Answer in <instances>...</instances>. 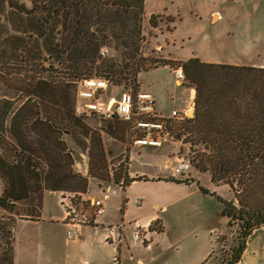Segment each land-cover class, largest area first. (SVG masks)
Instances as JSON below:
<instances>
[{
  "label": "trees",
  "instance_id": "16d2710c",
  "mask_svg": "<svg viewBox=\"0 0 264 264\" xmlns=\"http://www.w3.org/2000/svg\"><path fill=\"white\" fill-rule=\"evenodd\" d=\"M30 1L31 9L12 4V0H5L4 4L20 14L35 17L40 36L47 35V52L60 66L63 81L56 87L54 81L37 83L36 91L41 99L37 111L31 109L27 113L24 123L17 127L19 131L13 129L17 115L12 119L9 133L20 148L19 160L12 164L0 151V177L6 185L0 197V209L6 213L0 214V264H14V229L18 220L38 221L40 217L43 197L39 200L40 211L35 215L15 211V204L27 200L35 192L33 186L40 185L41 192L44 188L49 192L73 193L78 206H89L88 179L68 170L73 163L61 139L67 133L80 146L79 136L87 138L89 134L83 119L75 115L72 101H68L70 84L67 79L77 82L97 77L109 80L114 86L112 75H109L114 72L113 65L100 57L102 46L97 33L113 28L115 22L123 25L125 14H128L115 13L113 19L107 20L104 13L113 5V0ZM125 4L134 9L130 20L139 26L127 36L128 43L134 44L140 35L145 0H129ZM96 25L98 29L92 31ZM150 25L156 27L152 18ZM126 28L123 25L124 31ZM182 67L186 80L195 90V113L193 119L178 127L177 135L188 137L189 142L203 147L198 162L194 161L196 170L208 173L213 184L227 186L233 195L232 201H226L198 184L203 194L215 197L222 204L226 227L238 228L237 245L220 262L236 264L251 233L264 229V69L208 64L198 58L189 59ZM139 72L136 70L135 74ZM129 89L139 87L136 83L125 90ZM8 114L0 116V150L6 142L4 132ZM28 130L38 138L37 143L26 139L24 135ZM50 144L56 151L49 147ZM100 145L98 142L92 146L89 176L104 180L107 167ZM4 148L10 154L9 149ZM142 180L146 179H130L126 171L123 178L118 177L113 183L119 185L123 181L125 189L130 183ZM169 180L189 182L188 179ZM124 205L125 201L121 213H124ZM150 229L154 230L155 226Z\"/></svg>",
  "mask_w": 264,
  "mask_h": 264
},
{
  "label": "rangeland",
  "instance_id": "374dc122",
  "mask_svg": "<svg viewBox=\"0 0 264 264\" xmlns=\"http://www.w3.org/2000/svg\"><path fill=\"white\" fill-rule=\"evenodd\" d=\"M4 1L0 0V116H5L8 112L9 114L4 132L6 142L1 146L0 151L10 163L15 164L21 154L19 153L20 148L15 144L16 142L9 133L12 128V119L17 115L13 129L19 131L20 129H17V127L20 123H24L23 119L27 116V113L31 109L37 111V107L40 106L41 99L36 91L37 83L44 80L54 81L53 85L56 87L63 79L60 66L56 64L55 59L50 58L47 52V35L45 38L40 36L35 17L20 14L16 9L7 7ZM127 1L129 0H113V5L104 13L107 20L113 19L115 13H128L125 14L127 18L123 23L127 26L126 31L123 30L122 23L115 22L113 28L105 30L104 33H97L102 46L100 52L103 50L105 53L102 60L113 65L114 72H117V74H114V72L109 74L112 75L114 86L109 87L105 93V98L108 100L112 97L117 99L126 88L134 86L136 83L140 89L138 77L146 74L143 77V83L145 85L150 83L155 85V88H157L155 90L156 101L159 108L167 114L177 108L171 101V92L175 91L176 97L181 95L182 91L186 92V97H183L184 105L181 106L182 108H185L189 102L190 90L195 92L187 80L182 85L180 82L174 84V70L179 67L183 68L182 64L188 61L175 58L183 59L192 55L203 58L208 55L214 59L232 60L234 55L229 45V41L232 39L227 35V31L234 34L235 30L240 27V24L235 20L248 15L247 11H244L245 7L230 6V1L223 8L215 0H160L162 5L167 7L168 15L172 16H167L165 13L147 14L144 10L140 22V35L135 38L133 44V42L128 43L127 36L130 31H134L139 26H136L130 20L134 9L125 4ZM13 3L18 6L24 5L27 9L32 8L30 0H12ZM123 5L124 8H122ZM208 8L222 11L226 18L218 24H215L216 20L214 18L211 24L209 14H207ZM252 15H254V12L253 14L250 13L251 17L249 19L244 20H250ZM151 18L156 24L155 28L150 25ZM256 25L257 27L248 29L250 38L264 35V19ZM98 27L96 25L92 31H96ZM235 34V39L241 37L239 34ZM103 35H107V38H103ZM218 37L222 39L220 41L223 44L221 50L216 41ZM259 45H264V39L253 41V46L256 49L260 47ZM234 57L243 60L247 56L241 54ZM252 59L256 60L257 58L252 56ZM136 70L140 71L137 75L135 74ZM67 82L70 84L68 101H72L74 105L77 91L76 81L67 79ZM82 123L86 125L89 134L87 138L79 136L80 146L75 143L71 135L66 133L61 136L65 149L73 163L68 170L73 175L86 177L88 188L89 185L95 187L97 184L103 186L113 185L118 177L123 178L126 174L131 154L137 153V151L140 152L141 149L129 148V139L126 133L128 125L124 122L107 121L92 117L83 119ZM173 129L175 132L177 131L175 128ZM177 133L175 134L176 137L165 142L166 144L162 148H144L145 152L134 160L130 171L152 174L160 165L166 162L169 163V167L172 169L173 157L181 156L191 163L192 168L189 176L201 177L202 182L207 184L209 181L208 176H201L204 173L197 171L194 165V161L198 162L200 155L204 152L203 147L192 144L189 142L188 137H180ZM24 136L30 143H37L38 141V138L30 130L26 131ZM98 142L101 144L99 147L104 151L107 167V175L104 180L93 179L89 176L92 146L94 143L97 145ZM4 147L9 149L10 154L6 153ZM49 147L56 151V148L52 147L51 144ZM179 178L184 179V177ZM5 186L0 177V197ZM39 187L40 185L33 186L35 192L27 200L15 204L16 212L26 215H32L31 212H33L35 215L36 212L40 211L39 200L41 197L44 198L45 193L49 191H45L43 188L41 192ZM212 190L221 199L229 200L230 193H228L226 187L213 188ZM97 193L100 192L97 191ZM66 196L73 199L74 194L58 192L53 199H59L63 207ZM121 199L122 196L116 195L107 203L108 208H110L107 209V215L112 213V207ZM232 200L233 197L230 201ZM55 208L57 210L56 206ZM79 208L80 211H77V213L89 215L88 207L80 205ZM215 209L218 226L224 231L217 238L216 247L207 264H220L222 259L229 256L230 249L238 243V228L236 226L226 227L225 219L220 215L223 206L217 199L215 200ZM0 214L5 215L6 213L0 209ZM25 221L27 220H18L19 223L14 229V264H80L82 258H86L83 250L78 248L77 241L80 238L68 239L66 228ZM145 231L142 228L143 236ZM96 256L103 264H108L109 260L111 261V250L98 245Z\"/></svg>",
  "mask_w": 264,
  "mask_h": 264
},
{
  "label": "crops",
  "instance_id": "0c3cea01",
  "mask_svg": "<svg viewBox=\"0 0 264 264\" xmlns=\"http://www.w3.org/2000/svg\"><path fill=\"white\" fill-rule=\"evenodd\" d=\"M229 1L231 2L230 6L236 5V7H245L244 11L248 13L247 16L243 18L239 17V20H235L240 24V27L235 30V33L239 34L241 37L235 39L234 35L236 37V34H230V32L227 31V35L232 39L229 41V45L233 50V55L239 56L242 54L247 57L240 60L235 59L233 56L232 60H221L220 58H210L208 55V58L207 56L202 58L192 55L183 59H175L189 60L198 58L202 62L208 64L264 69V45H259L260 47L258 49L253 46V41H261V39H264V35L250 38L248 33V29L250 30L253 29V27H257L256 24L264 19V0H215V2L222 5L223 8L228 5ZM208 9L207 14H209L211 24L214 18L216 20L215 24H218L226 18L222 11L214 8ZM144 10L147 14L165 13L167 16H172L168 15L167 7L162 5L160 0H145ZM253 12L254 15H252V18L245 21L244 19H249V17H251L250 13L253 14ZM216 41L221 50L223 48V44L220 42L222 39L218 37ZM252 56H255L257 59H252ZM145 75L146 74L139 75L138 77L140 90L151 93L155 98L156 111L164 116H168L170 113H164L161 108H159V104L156 101L155 90H157V88H155V85L153 83L148 85L143 83V77ZM177 82H180L182 85V82L178 80L175 75L174 84L176 85ZM192 91L193 90H190L189 93V102L192 99L194 100L195 97L192 96ZM175 94V91L170 93L171 101L177 107L173 110H183L184 107L182 108L181 106L184 105L183 97H186V92L182 91V94L178 97H176ZM164 144L166 143H163L159 148H162ZM134 149H141L142 152L137 151V153L131 154L127 170L128 176L130 179L141 177L146 180L134 181L130 183V185H127L124 189L122 199L112 207V213L110 215H107V209H110L107 203L115 196L105 202L106 212L98 220V228L94 226L83 227L82 236L79 237L80 239L77 242L78 248L83 250L86 258H82L80 264H103L96 256L98 245L111 250V261L109 260L108 264H203L214 252L217 238L224 230L219 228L218 221H216V198L211 195L203 194L198 184L208 190L210 194L214 193V190H212L213 188L219 189L220 187H226L228 193H230L229 200L233 197L232 193L227 186L213 184L208 173L201 174V176H208L207 178H209V181L207 184L202 182L201 177L189 176L190 171L183 176L184 179H188V183L172 182L169 179L181 178L174 174L167 162L160 165L152 174L140 171L131 172L130 169L134 160L145 152V150H143L144 148ZM172 160V163H175L176 156L173 157ZM102 187L103 185L98 184L95 185V187L89 185L87 199H99L102 193ZM97 191L100 193H97ZM56 195L57 193L55 192H46L38 221L28 220L25 222L49 224L54 227L66 228V213L60 200L53 199ZM138 199L141 200L139 206L136 205ZM123 201H125V207L124 213H121ZM220 213L221 217H223L222 212ZM117 214L119 215L117 216ZM224 219L226 225L227 220L226 218ZM122 222L126 224L124 242L119 245V247L106 244L104 242L103 228L110 225H117ZM134 223L146 230L144 232L145 241L143 244L135 243L131 238ZM152 225L155 226L154 230L149 229ZM263 246L264 229L259 228L254 230L248 237L245 249L243 250L240 260L236 264H260ZM116 257L117 263L115 262Z\"/></svg>",
  "mask_w": 264,
  "mask_h": 264
},
{
  "label": "built area",
  "instance_id": "2783aa9c",
  "mask_svg": "<svg viewBox=\"0 0 264 264\" xmlns=\"http://www.w3.org/2000/svg\"><path fill=\"white\" fill-rule=\"evenodd\" d=\"M105 56L104 51L100 52V57ZM175 75L182 83L186 82L185 74L181 67L175 70ZM74 112L81 119L99 118L111 121L118 119L128 125L127 137L129 139V148H159L163 143L171 141L176 137L178 127L193 119L195 113V104L192 99L183 110H173L168 116H164L156 111V102L154 96L149 92H143L140 89L124 90L116 98H105V93L112 82L103 78H91L77 81ZM177 130L176 132L174 129ZM192 166L189 160L184 157H176L172 166L174 174L178 177L184 176L191 170ZM123 181L119 185H108L102 187V196L99 199H88L89 215H80L79 206L74 198L67 197L63 205L66 213V235L68 239L74 240L81 236L82 229L85 226H94L98 228V220L105 214V202L113 196L124 194ZM84 200V199H83ZM141 200L136 201L139 206ZM82 206V205H81ZM104 242L108 245L119 247L126 236V224L119 223L103 228ZM131 238L135 243L143 244L145 237L142 234V227L133 224ZM117 263V258L115 259ZM264 264V246L262 249L261 262Z\"/></svg>",
  "mask_w": 264,
  "mask_h": 264
},
{
  "label": "bare ground",
  "instance_id": "6f19581e",
  "mask_svg": "<svg viewBox=\"0 0 264 264\" xmlns=\"http://www.w3.org/2000/svg\"><path fill=\"white\" fill-rule=\"evenodd\" d=\"M192 96L194 97V91H192Z\"/></svg>",
  "mask_w": 264,
  "mask_h": 264
}]
</instances>
